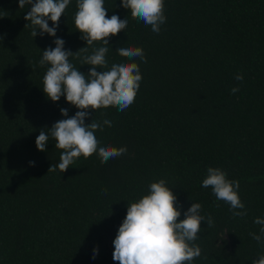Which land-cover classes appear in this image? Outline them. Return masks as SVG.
Returning <instances> with one entry per match:
<instances>
[{
    "label": "trees",
    "instance_id": "trees-1",
    "mask_svg": "<svg viewBox=\"0 0 264 264\" xmlns=\"http://www.w3.org/2000/svg\"><path fill=\"white\" fill-rule=\"evenodd\" d=\"M164 5L167 19L155 33L133 19L122 0H104L108 18H126L128 26L108 38V67L97 71L135 62L142 81L127 109H89L85 123L112 121L94 134L100 146H126L127 153L106 163L98 152L80 156L63 173L49 171L63 150L50 136L40 151L36 138L79 109L65 96L58 102L46 96L48 66L39 62L56 38L73 53L87 46L75 26L77 0L61 16L56 37L31 35L33 25L24 18L31 5L0 0V264H119L113 242L128 204L161 179L177 196L179 220L193 203L213 220L211 227L201 223L192 242L201 256L186 264H252L264 255V244L250 235L261 234L254 221L264 218V0ZM101 46L95 41L69 62L87 75L93 66L82 59ZM120 47L142 48L147 62L119 56ZM233 87H239L235 94ZM209 167L239 181L246 216H233L211 187L201 186Z\"/></svg>",
    "mask_w": 264,
    "mask_h": 264
},
{
    "label": "clouds",
    "instance_id": "clouds-1",
    "mask_svg": "<svg viewBox=\"0 0 264 264\" xmlns=\"http://www.w3.org/2000/svg\"><path fill=\"white\" fill-rule=\"evenodd\" d=\"M71 0H19L20 8L31 5V10L24 17L33 25L31 35L43 36L48 34L57 36L60 18ZM122 6L130 9L131 17L139 19L150 25L155 33H159L161 25L166 22L164 15V0H122ZM78 11L75 15V26L82 33L81 39L90 46L95 41H102L103 45L93 49V54L82 59V65H92L87 75L74 68L69 62V57L79 51L87 52V46L73 53L65 50V41L56 38L55 48L43 50L40 66L47 65L43 78V91L53 102H58L62 96L67 102L79 111L70 118L56 122L51 128L40 131L36 138V146L40 151L47 150L49 138L56 141L55 147L62 149L59 163L52 165L49 171L57 168L66 172L75 158L83 156L88 158L98 152L102 163L127 153V147L100 146L101 141L94 134L103 127L111 126L112 121L105 119L97 122L92 119L86 124L90 116L89 109L97 110L116 106L124 111L136 99L140 88L142 75L137 63L113 64L110 70L98 72L97 68L106 69L108 62L106 54L109 49V37L118 35L126 30L128 20H121L119 16H107L104 0H77ZM49 20L53 26H49ZM39 30V32H38ZM3 37H0L2 40ZM119 56L129 60L139 58L146 61L144 50L140 47H120L116 50ZM237 81L243 80L242 74H237ZM239 87H233L235 94ZM63 116L68 117V109L61 108ZM35 166V162H30ZM207 177L202 181V187H211L217 200H222L230 205L233 216L244 217L247 215L245 204L238 195L240 183L238 180L227 179V174L220 168L209 167ZM202 205L193 203L184 213L185 218L179 220L181 211L177 206V196L166 186V181L161 179L149 185V194L137 202L128 204L126 217L119 227L114 240L113 259L119 264H186L201 256V248L194 245L201 223L206 221L207 226L213 225L211 216L205 217L200 213ZM260 228L261 234L251 233L252 238L264 244V218L254 221ZM98 254L94 249L93 259ZM252 264H264V255Z\"/></svg>",
    "mask_w": 264,
    "mask_h": 264
}]
</instances>
